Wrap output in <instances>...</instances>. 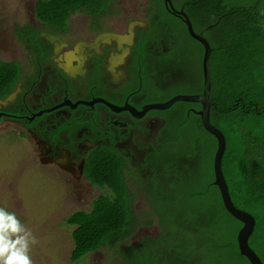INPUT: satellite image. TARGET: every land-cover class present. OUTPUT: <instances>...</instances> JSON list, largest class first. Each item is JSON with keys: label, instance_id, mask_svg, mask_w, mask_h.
I'll list each match as a JSON object with an SVG mask.
<instances>
[{"label": "flooded vegetation", "instance_id": "af4514ba", "mask_svg": "<svg viewBox=\"0 0 264 264\" xmlns=\"http://www.w3.org/2000/svg\"><path fill=\"white\" fill-rule=\"evenodd\" d=\"M163 3L167 14L183 24L177 23L181 32L186 29L190 35L184 18L177 14L184 11L190 17L186 7L173 4V12ZM147 4L141 18L134 10L127 14L122 0H113L96 15L72 13L66 27L27 23L24 39L19 37V57L11 61L21 70L12 93L17 88L20 93L15 101L0 105V125L17 127L20 136L31 141L42 166L55 168L71 184L98 191L88 210L103 196L117 197L89 177L90 170L95 171L104 160L114 165L132 191L129 198L134 213L138 193L144 197L146 212L135 215H146L147 220L137 225V232L153 226L161 232L151 199L157 200L158 194L153 192L159 187L164 190L167 180L177 177L182 161L166 169L165 148L169 128L188 114V109L179 102L166 110L147 108L176 95L201 94L204 71L202 90L191 92L200 78L177 53L178 33L159 21L153 0ZM43 33L57 38V44L45 39ZM104 34L122 38L98 42ZM174 87L185 93H173L167 99L168 90ZM190 104L196 105L189 107L190 113L198 115L202 105ZM79 211L87 210L80 208L72 215ZM152 220L153 225H147Z\"/></svg>", "mask_w": 264, "mask_h": 264}, {"label": "trees", "instance_id": "16d2710c", "mask_svg": "<svg viewBox=\"0 0 264 264\" xmlns=\"http://www.w3.org/2000/svg\"><path fill=\"white\" fill-rule=\"evenodd\" d=\"M110 1L113 0H38L36 14L43 25L66 27L72 13L83 11L96 15L105 11ZM153 1L159 21L179 35L183 33L176 23L164 16L167 12L163 0ZM220 2L190 0L183 6L186 10L192 7V13L200 20L216 12ZM257 3V8L224 13L205 29L210 31L221 26L225 19L229 20L225 28L228 35L221 32L213 39L215 46L210 43L213 49L211 122L226 137L224 175L235 206L256 218L250 245L264 263V85L256 80V71L252 68L259 57L257 45L264 40V15L260 11L264 9V0ZM23 33L19 32L21 39H24ZM216 51L220 63L213 64L212 68ZM20 75L18 63L0 60V98L12 93ZM202 84L199 80L191 92H200ZM173 93L179 90L169 89L167 99ZM178 104L186 106L188 114L169 128L165 168L170 169L175 161L182 164L176 169L175 180L168 179L164 190L159 187L153 192L158 194L161 206L155 212L162 231L156 237L143 238L140 245L130 246V237L137 233L138 225L130 207L132 191L126 187L121 172L104 160L95 171L90 170L89 177L95 185L108 187L117 197L103 196L93 202L90 210L79 211L66 219L65 224L76 227L72 232V262L80 263L88 254L108 247L116 251L119 259L116 264H130L127 262L129 254L136 258V251L149 247L151 253L144 259L136 258L132 264H202L193 261L196 251L202 248L207 253L206 264H251L238 247L237 236L242 223L225 209L220 191L214 185L217 140L204 129L201 117L190 113L189 107L195 104ZM171 147L175 149L169 154ZM179 201H183L186 208L176 215L173 207ZM151 202L153 204V199ZM153 223L152 220L147 225ZM192 236L198 237L197 246L191 243Z\"/></svg>", "mask_w": 264, "mask_h": 264}, {"label": "rangeland", "instance_id": "374dc122", "mask_svg": "<svg viewBox=\"0 0 264 264\" xmlns=\"http://www.w3.org/2000/svg\"><path fill=\"white\" fill-rule=\"evenodd\" d=\"M37 1L0 0V60L10 62L19 57L18 53L22 49L19 44V37H21L19 32H24L23 29L27 23L40 21L36 14ZM189 1L172 0L177 8ZM220 1L216 12L200 20L196 19L192 13V7H187L189 15L193 16L192 22L197 32L221 19L226 12L240 8H257L258 4L257 0ZM147 2L148 0H122L127 14L134 10L137 18L145 15ZM260 11L264 15V9ZM164 16L168 21L180 23L183 26L179 20L165 12ZM228 21L225 19L221 26L208 31L206 37L211 44H215L213 39L216 35L226 32ZM257 47L259 57L255 59L252 68H255L256 80L260 85H264V40H261ZM257 47L254 46V50ZM177 53L182 56L186 65L193 67L189 70L203 82L204 47L202 44L184 31L179 35ZM219 63V54L216 51L215 56L212 57V68H214L213 64ZM183 92L184 90H181L179 93ZM17 129L9 124L0 125V213H3L0 215V262L13 254H24L29 258L30 264L119 263L116 251L108 247L88 254L80 263L72 262L73 228H68L65 221L80 208L88 210L90 201L96 198L98 191L91 192L88 185L71 184L65 177H61L63 175L55 168L42 166L33 154L34 146L31 141L21 137ZM174 149L175 147L169 148L168 153L172 154ZM182 202H177L173 207L176 215L182 214L186 208ZM153 204L155 208H161L154 198ZM163 209L165 210V207ZM134 211L138 214L142 211L146 212L144 197L139 193L135 200ZM146 220V215L137 218L138 225ZM159 232L158 226L138 230L130 237V246L140 245L143 238L156 237ZM190 239L191 243L197 246L198 237L195 239L192 236ZM150 253V248L144 247L136 251L135 256L141 260ZM127 257H129L127 262L130 264L136 259L130 254ZM206 259L207 253L204 248L196 251L193 256L194 262L202 264H206Z\"/></svg>", "mask_w": 264, "mask_h": 264}, {"label": "water", "instance_id": "95a60500", "mask_svg": "<svg viewBox=\"0 0 264 264\" xmlns=\"http://www.w3.org/2000/svg\"><path fill=\"white\" fill-rule=\"evenodd\" d=\"M166 7L172 8L173 12H176L172 0H164ZM184 18L185 23L188 27L189 33L193 39L200 42L204 47V58H203V71H204V87L203 92L197 95H176L172 99L159 103L150 105L147 109H161L166 110L170 109L173 105L178 102L185 103H199L202 105V109L198 112V115L201 117V121L204 129L213 135L217 140V150L214 156L213 162V172H214V185L218 187L221 198L224 204L225 209L231 214L235 219L242 223V227L238 232L237 242L241 255L245 256L251 264H264L261 258L258 256L256 251L250 245V239L253 236L256 229V218L249 212L242 210L235 206L233 199L230 194V189L224 175L223 171V159L227 149V140L224 133L211 122V107L213 102L210 100L212 92V78H211V68L210 61L212 56V46L209 41L206 39L204 33L206 29L202 30L200 33H197L193 27L190 17L184 12L177 13ZM131 26L130 32L133 34V27ZM42 36L47 39L52 44H57V38L52 37L46 33H43ZM121 36L117 34H104L98 38V42L109 41V40H121ZM20 93V88H17L9 97L5 100H0V105L7 104L8 102H13L16 100L17 95Z\"/></svg>", "mask_w": 264, "mask_h": 264}, {"label": "clouds", "instance_id": "9594fccd", "mask_svg": "<svg viewBox=\"0 0 264 264\" xmlns=\"http://www.w3.org/2000/svg\"><path fill=\"white\" fill-rule=\"evenodd\" d=\"M3 213H0L2 215ZM0 264H30L29 258L24 254H13Z\"/></svg>", "mask_w": 264, "mask_h": 264}]
</instances>
